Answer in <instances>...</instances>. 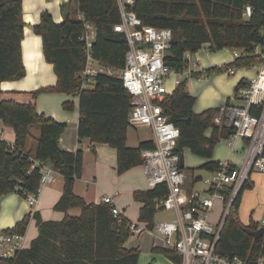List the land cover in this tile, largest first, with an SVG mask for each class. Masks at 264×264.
<instances>
[{"label": "trees", "instance_id": "16d2710c", "mask_svg": "<svg viewBox=\"0 0 264 264\" xmlns=\"http://www.w3.org/2000/svg\"><path fill=\"white\" fill-rule=\"evenodd\" d=\"M22 3L23 0H0V118L14 130L17 147L12 150L6 142L0 141V200L14 191L24 197L38 192L42 175L39 167L32 169V155L49 162L64 177L63 194L55 210L67 212L80 207L82 213L47 221L35 214L37 237L14 257L1 258L0 264H138L139 251L125 247L133 235L131 220L123 215L115 216L107 203H88L74 193L75 181L84 172V151L71 152L60 147L67 123L39 113L33 102L21 103L1 97L4 81L20 80L26 75L22 53L26 23ZM77 3L82 19L72 18L67 5H63V22H56L53 15L45 11L33 27L42 37L45 60L54 65L58 78L55 86L40 88L33 94L35 98L41 93L52 92L78 97L79 139H90L92 146L105 143L115 148L117 172L122 174L143 164L141 150L155 147V142L143 141L137 147L128 146L132 96L119 77L99 74L94 86L87 90L82 89V81L77 77L86 66V47L81 40L85 21L94 24L97 30L93 56L108 66L124 68L129 44L125 34L114 29L121 21L118 0H77ZM248 5L252 6V14L246 17ZM133 10L144 24L173 30L172 48L165 62L177 71L187 68L186 53L194 54L203 46L212 52L224 48L244 51L233 62L207 68L208 76L223 69H249L262 62L255 49L264 45V0H136ZM248 81L247 78L240 80L235 95ZM196 102L197 98L188 90V79L184 78L173 91L169 90L161 104L170 121L180 128L175 153L181 158L189 149L206 159L198 168L215 171L221 162L213 159L215 147L220 139H229L235 129L225 122L215 123L221 106L196 113ZM231 103L228 98L226 105ZM63 105L69 111L75 108L73 101ZM259 112V108L253 110L257 115ZM35 125L40 127V135L34 150H29L30 128ZM243 139L247 146L249 140ZM189 169L195 171L196 168ZM248 186L247 181L230 207L216 251L230 258L238 256L244 264H258L257 257L264 253V239L251 236L248 229L257 230L258 224L253 220L245 224L239 214L242 192ZM168 193L165 183L134 192L135 200L142 204L138 221L153 228L157 204ZM29 221L28 215L11 231L24 234ZM160 251L181 264L180 255L166 248Z\"/></svg>", "mask_w": 264, "mask_h": 264}, {"label": "built area", "instance_id": "2783aa9c", "mask_svg": "<svg viewBox=\"0 0 264 264\" xmlns=\"http://www.w3.org/2000/svg\"><path fill=\"white\" fill-rule=\"evenodd\" d=\"M135 2L118 0L121 21L114 29L124 33L129 44L124 68L108 66L93 56L92 45L97 30L94 24L85 21L81 40L86 47V66L77 73L82 81V89L85 90L94 86L99 74L119 77L132 96L130 124L148 126L154 133L155 147L141 150L143 166L151 187L165 183L169 188V193L158 202L157 210L174 211L175 218L155 222L153 228L143 222L131 221L133 235L144 231L158 233L163 238L164 248L181 256V264H244V260L238 256L230 258L217 253L216 247L230 207L249 180L251 172L257 170L264 173V45L255 49V54L262 58L260 64L252 67L258 68L257 75L239 88L235 97L238 102L221 106L214 118L216 124L222 125L225 122L235 129V133L228 139L230 145L237 138L249 140L242 165L236 166L230 161L220 162V168L211 171V176L206 179L209 184L207 189L189 190L186 187L187 175L180 166V156L175 153L180 128L170 121L161 102L169 93L168 79L171 76L195 77L193 74H197L196 78L202 79L208 76L205 72L207 68L202 65L198 51L185 54L188 66L183 71L167 65L165 57L172 48L173 30L144 24L133 10ZM251 14L252 6L248 5L244 15L249 17ZM243 53L241 49L235 51V58ZM228 71L234 74L235 68ZM180 82L178 79L177 84ZM258 108L259 114H254L253 110ZM7 128L0 118V141L15 150V140H9ZM30 159L33 162L32 169L39 167L42 175L38 192L29 193L26 197L30 206H34L43 187L55 181L58 171L49 162L35 159L32 155ZM103 202L112 206L115 216H122L112 196L104 197ZM217 203L222 204V207L216 218L213 215L218 212ZM261 227L264 228V220L259 225ZM23 247V233L0 231V259L14 257ZM257 260L258 264H264V253Z\"/></svg>", "mask_w": 264, "mask_h": 264}, {"label": "crops", "instance_id": "0c3cea01", "mask_svg": "<svg viewBox=\"0 0 264 264\" xmlns=\"http://www.w3.org/2000/svg\"><path fill=\"white\" fill-rule=\"evenodd\" d=\"M58 1L59 2H57V0L52 2L48 0H23L22 6L26 26L24 39L22 41V53L26 67V75L20 80L4 81L1 84V97L2 99L21 103L33 102L39 113H44L60 122L67 123L66 130L60 138V147L63 150L71 152H76L79 149L84 151V172L82 177L75 181L74 193L83 197L88 203H102L104 197L112 196L114 205L122 211L123 216L131 221H138L142 204L135 200L134 192L151 188L143 164L137 165L122 174H119L116 168L117 151L115 148L105 143L92 146L90 139H79L78 97L56 92L41 93L36 98L34 97L33 93L36 90L45 87H52L57 84L58 78L54 71V65L45 60L42 47V37L34 32L33 27L40 22L41 15L45 11L51 13L56 22H63L65 15L62 11V6L69 5L70 0ZM211 58L210 55H207L206 58L202 56L201 60L209 67L232 62V60L226 62L221 61L223 59L219 56L217 57L218 60H216L214 56L212 59L216 60L215 63H210L209 60ZM245 72L239 77L238 83L242 78H246ZM183 78L194 79L195 77L183 75L180 78V76L177 75L171 76L168 79L169 90L173 91L177 85V80L180 79L182 81ZM197 80L200 82L207 81L209 84H212L213 81L215 83L219 82L220 77L217 75H211L210 77L207 76L202 79L198 78ZM234 83V81L228 83L221 92H217L211 97L204 95V90H200L199 84L191 82L190 87L188 86V90L198 99L194 107L195 112L201 113L202 110L204 111L209 108L222 106L221 104H223L226 101V97H228L226 94H229ZM67 101L74 102V110L69 111L64 108L63 104ZM141 127L142 128L137 127L138 131L136 134L134 133L132 138L133 143L130 145L127 143L128 146L137 147L143 141L154 140V133L151 128L148 126ZM10 130L12 133H10ZM6 133L9 140H15V133L11 127L7 128ZM31 134L33 138L35 136V142L31 145L28 140L27 148L34 150L36 138L39 136L33 135V132H31ZM208 134L210 133L208 132ZM127 140H129L128 135ZM244 142L241 141V138H237L233 145H230L227 142L226 146L231 149L229 156H225L221 153V150L215 147L213 159L217 161L227 160L234 165H238L242 159H236L235 154H242ZM186 167L187 165L185 162L183 168L185 173ZM56 175L58 176H55L56 179L53 183L43 187L34 206H30L26 197L15 191L3 195L0 200V231L13 230L18 222L22 221L28 215L30 216L29 224L24 233L25 248L30 246L31 241L36 238L39 233L35 214H39L43 220L47 221L62 220L66 215L79 216L82 213L80 207L70 208L67 212L55 210L54 206L61 198L64 188V177L59 172ZM186 181V187L189 190H192L188 185V178ZM248 184L249 186L242 192L240 215L243 214L247 216V221L244 222L245 224H249L250 221L253 220L259 226L262 220H264V173L253 170L250 174ZM216 216L217 214L214 217ZM129 239L125 243V247L127 249H137L139 251L140 257L138 264H141L142 256L150 259L152 254L155 255L153 257L155 263L149 261L148 264H176L170 258L168 261L165 258L156 256V253H162L160 250L164 249L163 238L158 233L144 231L133 237V239Z\"/></svg>", "mask_w": 264, "mask_h": 264}, {"label": "rangeland", "instance_id": "374dc122", "mask_svg": "<svg viewBox=\"0 0 264 264\" xmlns=\"http://www.w3.org/2000/svg\"><path fill=\"white\" fill-rule=\"evenodd\" d=\"M48 1L52 2V1H55V0H48ZM57 2H59V1L57 0ZM70 2H71V0H70ZM66 8H67V11L70 10L72 18L80 19L81 15H80L79 10H78L77 0H72L71 4L69 6L67 5ZM60 15L62 16L61 13H60ZM235 51L239 52L240 49L224 48L222 50H218V51L212 52L210 49H208V47L203 46L200 50H198V54L200 56V60H201L202 56H204V58H206L207 55H208V52H209L210 57L214 58V56H215L216 60H218L217 57L219 56L220 58L223 59L221 61L226 62L228 60H232V62H233L236 59L235 55H234ZM212 58L209 60V62L210 63H215L216 60H214ZM201 63L204 66V68H209V66H207V64H204V61L201 60ZM212 65H215V64H212ZM216 65H219V64H216ZM223 65L224 64L219 65V66H223ZM257 69L258 68H251L250 70H248V69H244V68H236L235 69L236 70L235 74H230L228 70L223 69L219 73L211 74L212 76L213 75H217V76L220 77V81L217 82V83H215L214 81L212 82V84H209L207 81L200 82V81L197 80L198 78L195 77L196 79L195 78L194 79H188V86L190 87L191 82H195V83L199 84L201 91L204 90L203 92H204L205 96H211L212 97L217 92H221L227 86L228 83H232V81H234L235 83L232 86V88L230 89L229 94H226V95H228V97H226V101H227L228 98H231V96H232V98H231L232 103H237L238 101L235 98L236 97L235 94H236V87L238 85L239 77L247 70L245 72L246 73L245 74L246 78H248L249 80L253 79L257 75V73H256ZM211 75H209V77ZM180 78H181V76H180ZM226 101L223 104H221V105L222 106L225 105ZM141 126H143V125H138V126L130 125V127L128 129V134H127L128 138H129V140H127V143L129 145L131 143H133L132 138L134 136V133L136 134L137 131H138V128H142ZM39 129H40V127L37 126V125L32 126L31 127V132H33V135L39 136ZM208 132L211 133V130H209ZM10 133H12L11 130H10ZM34 138H35V136H34ZM34 138H33V136L29 138V142H30L31 145H33V142H35ZM241 141L244 142V140L242 138H241ZM227 142H228V139H220V141L216 145V147L219 150H221V153L224 154L225 156H229L230 152H231V149L226 146ZM246 151H247V146H246V143L244 142V147H243V150H242L243 157H242V154H238V153L235 154L236 155V159H240V158L242 159V160H240L241 162L238 165H236V166H241L242 165V163L244 161V158H245V155H246ZM184 158H185V162H186V165H187V167H186V175H187V178L189 180L188 185L190 186V188H192L194 190H198V191H203V190L207 189L209 187V184L206 183V179L211 176V171H209L207 169L198 168L205 161V159L200 157V156H197V155L193 154L189 149H186L184 151ZM224 161H227V160H224ZM224 161H221V162H224ZM189 168H196V169H195V171H192ZM57 176L58 175H56V177ZM221 207H222V204H218L217 203L216 208H217L218 212H216L214 214V216L216 214L218 215V214L221 213ZM246 217H247L246 215H243V214L240 215V219L243 222L247 221ZM174 218H175L174 211L158 210L156 215H155V222H158V221H161V220H174ZM243 219H245V220H243ZM135 236H137V234L132 235L130 239H133V237H135ZM154 256L155 255L152 254L150 256V259L147 258V257L142 256L143 258L141 260V264H148L149 261L155 263V261L153 259ZM156 256L157 257L160 256L161 258H165L166 260L169 261V258L164 253H156Z\"/></svg>", "mask_w": 264, "mask_h": 264}, {"label": "water", "instance_id": "95a60500", "mask_svg": "<svg viewBox=\"0 0 264 264\" xmlns=\"http://www.w3.org/2000/svg\"><path fill=\"white\" fill-rule=\"evenodd\" d=\"M180 166L183 169L185 166V162H184V156L182 155L180 158ZM248 233L253 236L254 238H261L264 234V228H258L257 230H250L248 229Z\"/></svg>", "mask_w": 264, "mask_h": 264}]
</instances>
